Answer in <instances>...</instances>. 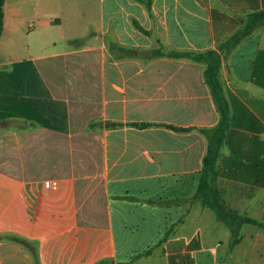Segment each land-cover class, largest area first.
<instances>
[{"label":"crops","instance_id":"1","mask_svg":"<svg viewBox=\"0 0 264 264\" xmlns=\"http://www.w3.org/2000/svg\"><path fill=\"white\" fill-rule=\"evenodd\" d=\"M261 11L264 0H5L0 264H214L217 243L223 264H264V229L243 225L230 250L198 195L220 114L205 65L168 55L221 54L230 119L211 185L264 223V26L222 50Z\"/></svg>","mask_w":264,"mask_h":264},{"label":"trees","instance_id":"2","mask_svg":"<svg viewBox=\"0 0 264 264\" xmlns=\"http://www.w3.org/2000/svg\"><path fill=\"white\" fill-rule=\"evenodd\" d=\"M4 3L0 0V40L4 28ZM264 26V11L251 14L245 22V28L232 37L222 50L233 49L244 36L249 35L256 27ZM157 54H162L158 51ZM165 55V54H164ZM172 57L187 58L194 62L205 65V79L211 91L212 97L220 114V122L213 131L204 130V133L210 138L207 154L204 159L203 171L200 175L198 195L202 198L203 205L216 212L220 221H222L232 232V241L230 250H232L241 241L240 230L243 225H252L264 229V223L251 218L239 216L235 212L228 211L218 200V196L212 187V181L217 176V162L219 159L220 149L223 139L229 126L230 112L229 105L224 97L223 88L220 81V71L222 68V56L216 51H207L203 53H177L168 54ZM14 241L27 247V243L19 238H13ZM30 251L31 249L27 247ZM34 258L37 260V254L32 251Z\"/></svg>","mask_w":264,"mask_h":264},{"label":"built area","instance_id":"3","mask_svg":"<svg viewBox=\"0 0 264 264\" xmlns=\"http://www.w3.org/2000/svg\"><path fill=\"white\" fill-rule=\"evenodd\" d=\"M47 188L56 189L57 183L55 182H46L45 183ZM211 252L214 256V264H223V252H224V245L222 243H217L212 246Z\"/></svg>","mask_w":264,"mask_h":264},{"label":"rangeland","instance_id":"4","mask_svg":"<svg viewBox=\"0 0 264 264\" xmlns=\"http://www.w3.org/2000/svg\"><path fill=\"white\" fill-rule=\"evenodd\" d=\"M31 14L30 15H27V18L29 19V18H31ZM32 23H33V21H30L29 22V24H31L32 25ZM35 25V24H34ZM139 238H134L133 240H138ZM120 241L122 242V240L120 239Z\"/></svg>","mask_w":264,"mask_h":264}]
</instances>
